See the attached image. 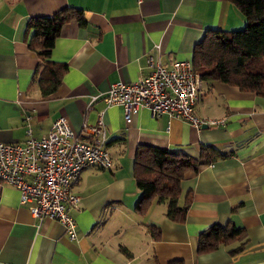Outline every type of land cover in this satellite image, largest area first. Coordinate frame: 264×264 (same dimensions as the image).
<instances>
[{"label":"crops","instance_id":"1","mask_svg":"<svg viewBox=\"0 0 264 264\" xmlns=\"http://www.w3.org/2000/svg\"><path fill=\"white\" fill-rule=\"evenodd\" d=\"M63 11L77 15L52 49L51 59L64 70L56 91L45 97L27 25ZM245 26L230 0H0V139L24 143L28 126L44 137L59 117L80 132L85 118L92 126L103 112L112 157L110 168L89 166L74 184L81 197L72 211L76 240L56 220L40 224L20 202V191L0 180V264H264V96L202 79L195 114L226 124L199 129L168 113L153 116L148 108L128 121L123 107L104 100L112 83L149 74L152 58L164 66L193 63L206 34ZM142 146L185 154L196 167L181 184L182 204L190 201L183 221L168 218L167 205L155 199L137 210L134 168ZM203 148L223 156L211 159ZM216 224L235 225L242 234L199 252L200 235Z\"/></svg>","mask_w":264,"mask_h":264},{"label":"built area","instance_id":"2","mask_svg":"<svg viewBox=\"0 0 264 264\" xmlns=\"http://www.w3.org/2000/svg\"><path fill=\"white\" fill-rule=\"evenodd\" d=\"M151 67L149 74L134 82L112 83L104 95L107 106L123 107L128 121L139 109L148 108L153 116L168 113L198 129L226 124L224 119H201L195 114L202 77L192 62L180 60L164 66L152 58ZM96 98L93 96L92 102ZM27 135L24 143L0 139V180L20 191V202L29 206L40 224L45 219L56 220L68 237L76 240L77 223L72 211L79 208L81 197L73 191L74 184L89 166H112L103 112L95 125H88L85 118L80 132L66 117H59L46 136L35 137L30 126Z\"/></svg>","mask_w":264,"mask_h":264},{"label":"trees","instance_id":"3","mask_svg":"<svg viewBox=\"0 0 264 264\" xmlns=\"http://www.w3.org/2000/svg\"><path fill=\"white\" fill-rule=\"evenodd\" d=\"M246 19L243 30L225 32L214 30L195 46L193 66L204 80H216L240 87L243 91L264 96V0H230ZM77 11H63L51 17L29 20L28 32L34 34L29 46L40 57L39 84L46 97L56 91L62 79V71L51 59V52L60 36L63 25L76 16ZM83 23L84 18L78 14ZM64 68V67H63ZM211 159L223 156L212 148H203ZM196 168L192 160L182 153L166 149L142 146L135 158V176L141 197L137 210L144 212L152 200L167 205V217L183 221L189 207V199L182 204L181 184L188 170ZM188 198V197H187ZM151 233L158 237L155 227ZM242 234L235 225H213L200 235L199 252L216 249ZM171 264H180L173 262Z\"/></svg>","mask_w":264,"mask_h":264},{"label":"rangeland","instance_id":"4","mask_svg":"<svg viewBox=\"0 0 264 264\" xmlns=\"http://www.w3.org/2000/svg\"><path fill=\"white\" fill-rule=\"evenodd\" d=\"M244 28H245V27H243V29H244ZM243 29H242V30H243Z\"/></svg>","mask_w":264,"mask_h":264}]
</instances>
